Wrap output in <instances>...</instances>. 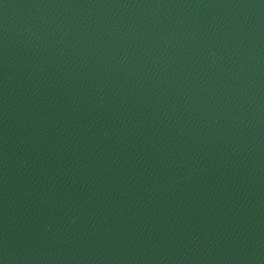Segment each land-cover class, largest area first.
Masks as SVG:
<instances>
[{
    "label": "water",
    "instance_id": "water-1",
    "mask_svg": "<svg viewBox=\"0 0 264 264\" xmlns=\"http://www.w3.org/2000/svg\"><path fill=\"white\" fill-rule=\"evenodd\" d=\"M0 264H264V0H0Z\"/></svg>",
    "mask_w": 264,
    "mask_h": 264
}]
</instances>
